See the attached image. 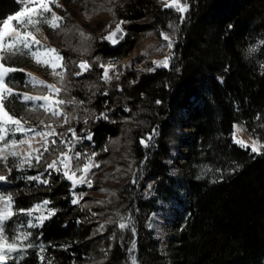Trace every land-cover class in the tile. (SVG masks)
I'll return each mask as SVG.
<instances>
[{
	"label": "trees",
	"instance_id": "trees-1",
	"mask_svg": "<svg viewBox=\"0 0 264 264\" xmlns=\"http://www.w3.org/2000/svg\"><path fill=\"white\" fill-rule=\"evenodd\" d=\"M0 2V18L19 9L16 0ZM188 2L181 22L183 14L162 0H124L118 14L131 28L128 38L117 47L108 40L96 43L102 62L110 56L122 60L145 33H167L176 42L175 57L167 68L126 70L111 83L99 76L102 68L96 65L74 80L71 93L82 103L73 106L78 117H73L72 126L84 137L85 158L97 155L100 165L94 185L83 187L85 195L77 204L72 203V183L46 170V163L57 156V144L35 165V172L49 174V182L32 183V195L37 201L49 200L55 214L33 228L34 247L26 250L27 264H49V258L51 264H128L129 243H121L118 228L128 213L139 220L142 264H166L171 257L174 264H264V147L256 154L234 143V126L244 123L264 144V46L251 55L246 47L250 39L264 41V0ZM88 79L97 86L89 85ZM187 121L194 131L185 130ZM154 129L156 145L149 151L140 141ZM69 134L61 133L59 142ZM182 147L188 174L176 179L166 159ZM202 152L215 172L205 178L197 175ZM126 154L132 169L148 155L139 184L132 183L131 171L111 168L126 163L120 161ZM117 174L123 178L115 184L112 177ZM148 181L157 193L151 200L139 194ZM103 186L115 193L100 202L94 192ZM182 189L190 195L186 224L167 256L160 253L148 221L159 199H181ZM98 218L106 220L107 232L95 237ZM35 245L44 248L43 261Z\"/></svg>",
	"mask_w": 264,
	"mask_h": 264
},
{
	"label": "rangeland",
	"instance_id": "rangeland-1",
	"mask_svg": "<svg viewBox=\"0 0 264 264\" xmlns=\"http://www.w3.org/2000/svg\"><path fill=\"white\" fill-rule=\"evenodd\" d=\"M49 4L51 8V12L46 15L51 16V13H55L57 17L62 18L60 21H54V23H58V28H51L47 24L40 25V32L33 33L35 38L40 41V44L49 49H54V52H50L46 55V57H41L42 59H47L51 67H42L37 65L33 59L28 56H15L7 61H3L6 67H14L17 69H23V71H16L9 74L8 80H12L13 82L9 84V87H13V91L15 93H24L32 96H44L49 95L46 88L40 85H36L33 87L26 83L29 79L27 74H31L32 77L36 78L38 81H44L46 85H53L56 88H60L59 95H50V103L56 100H75L77 103H66L60 106V110L67 114L68 123L64 122V117H51L50 113L46 112L43 108H39L36 111H28L27 109L34 107V105L29 102L24 104L20 101L12 103L9 105L7 102L5 104V109L9 112L10 115L19 118L24 117L21 120V124L24 127L29 129H36V132L48 131L49 129L45 127V125H51L52 128L55 129V132L61 135V133L67 131L70 133L69 129L73 128V122L75 119L73 117H78L76 108H73L75 105H79V100L74 96L72 92V88L74 87V80L77 77H81L83 75H87L91 72L93 67L99 66L101 64L113 65L114 67L109 70V76L111 80L108 81L111 83L112 81L118 80L121 74L126 70H142V71H150L152 68L156 67L157 62L163 61L165 58H169V66L175 57V45L176 42L167 33L170 39L172 40L173 47L169 49L166 47L167 42L163 40L162 36L158 37L153 32L145 33L142 37L135 41L134 47L132 49L131 54L120 60L117 57H109L106 62H102L100 59V55L96 56V43L101 40H106L105 37L109 36V33L116 28V25L123 21L121 25L126 30V36L123 41L128 38L129 33L131 32V28L127 26V21L125 19H121L118 14V8L123 5L124 0H56V3H52L51 0H45ZM163 4L166 5L170 3L171 0H162ZM180 3H186L188 9L190 7L188 0H180ZM2 3L0 2V5ZM57 4L59 6H57ZM10 5V4H9ZM14 5H11L8 9H13ZM6 12L7 14L0 19L6 18L10 14H14L17 12ZM4 14V13H3ZM185 13H183V17ZM15 21L13 24L15 25ZM81 32L85 35L81 36ZM109 41V40H108ZM260 38L250 39L246 43L247 49L250 47H256ZM110 42V41H109ZM111 43V42H110ZM260 47V46H259ZM257 47V50L259 49ZM57 53L59 57L63 59H57ZM100 57V58H99ZM82 61H87L90 68L87 71H83L82 74L76 75L77 72H81V69L78 65ZM104 61V60H103ZM63 66V68L61 67ZM55 69L56 72H64V83L61 85L58 82V77L51 75L52 69ZM101 68V67H100ZM103 70V71H102ZM99 72V76L103 75L104 69ZM96 79V78H95ZM102 79V78H101ZM90 80L89 85L97 86L95 80ZM97 80V79H96ZM7 83V80H6ZM43 104V101L38 102ZM185 115L187 118H191L189 112L185 111ZM43 120V124H40V121ZM60 128L63 129L61 132ZM184 128L187 131H194V128L190 121L184 123ZM239 129V130H238ZM65 130V131H64ZM75 130V129H74ZM83 132V131H82ZM72 133V132H71ZM81 132H76V137L79 139L76 140L73 138V135L65 137L62 142H59V135H54L48 138V148L50 149L52 145H58L59 150L67 148H71L70 155L74 158L72 160V167L69 172L75 171L77 166L83 168L85 164L89 163V158L91 157L92 163L100 165V162L97 158V155H92L90 157H86L87 153L85 152V147L83 144L84 137ZM91 136V135H90ZM29 137H35L32 140V147L35 149H39L43 152L42 159L44 160L45 151L42 146L41 137L37 136L35 132L29 131L26 135L17 133L15 139L17 141L24 140ZM156 135L153 137L151 146L147 147L149 151H153L156 145ZM234 137L243 141L250 148L254 144V141H258L260 144H263V141L249 133L247 131L244 123H236L234 126ZM12 137L9 135L6 137V141L10 140ZM55 140V144H52L51 141ZM3 143V142H0ZM74 144V146H73ZM153 148V149H152ZM263 147H260V151ZM18 151L21 152L20 159L23 158V155H26L29 151L28 145H19ZM149 151L147 152L149 154ZM184 148L182 147L180 150L175 151L169 158L166 159L168 166L170 168L171 174L175 176L176 179H180L184 175H187V171L185 165L187 164V159L183 156ZM76 154H79L78 159L75 158ZM127 155V156H126ZM121 156L120 161L123 159L126 163H114L111 168L118 169L119 172H132L133 175L131 177L132 183L139 184L142 181V178L145 177L144 167L146 165L147 156L144 157L139 168L134 167L132 169L131 165V156L126 154ZM126 157H128L126 159ZM56 157H52L56 159ZM41 159V161H43ZM47 159V157H46ZM208 154L206 152H202L197 159V170L199 177H209L210 175L215 174L213 167L210 165L208 160ZM19 160L15 157L8 156L7 159L0 158V176L6 177L3 184H0V195H3L5 199L8 195H11L13 204H12V217L6 222V232L5 235L9 237L8 242L11 243V236L13 229H19L21 232L27 231L31 233L30 240L34 245V239L32 237L33 228L29 227V223L38 224L39 221L36 219L41 213L47 215V209H52L50 206V201L47 206V209L35 210V206L42 204L46 199H42L37 201L32 195V183H39V181L29 180L28 177L39 176L41 180H49L47 172H35V165L37 162L33 159L31 167L25 165L24 168L18 167ZM117 166V167H116ZM98 167H93L90 172L87 173V179L90 181L91 186L94 185L95 178L94 174ZM50 170V169H49ZM55 171V170H50ZM57 172V171H55ZM106 171L99 173V175L104 174ZM62 175V172H58ZM83 175L81 172H76V176L79 177ZM98 175V177H99ZM123 177L118 174L112 177V181L117 184L121 182ZM66 179V178H65ZM72 183V181H70ZM112 182V183H114ZM113 184V185H115ZM73 185V184H72ZM89 187L87 183L85 184H76L72 187L73 199L76 197H81L79 203L82 201L85 191L83 187ZM137 189L139 186L137 185ZM96 193V194H95ZM115 193V189L103 186L100 187L99 191L94 192V195L99 196V201L109 200L113 197ZM142 198L151 200L157 197V193L155 190V185L153 182L148 181L145 188L141 189L139 193ZM32 196L31 200L29 197ZM181 199L177 198H168V199H159L158 200V208H156L150 215L148 221V230L153 231L154 238L159 241V249L160 253L170 256L171 249L174 247L176 240L178 238L179 232L186 224L185 212L187 211V205L190 202V195L186 190L180 191ZM3 205H0L2 207ZM32 210L33 214L29 216L27 213ZM52 217V215L50 216ZM131 218V223L129 228L123 229L120 233V241L123 245H127V251L130 258L135 256L137 264H142L139 258V244H138V224L139 220L136 214L128 213L125 218ZM49 219V218H48ZM46 219V220H48ZM45 220V221H46ZM43 222V224L45 223ZM106 220H101L98 218L94 222V233L93 235L103 234L107 232L105 224ZM125 222H127L125 220ZM42 224V225H43ZM41 225V226H42ZM40 227V226H39ZM134 227V231L131 229ZM130 231V232H129ZM105 235V234H104ZM132 235L131 239L128 238ZM113 241V240H111ZM41 245L44 243V239H41ZM134 247V251L132 250ZM27 252L24 253V258L19 262V264H27ZM264 260V259H263ZM7 264H14L13 260L9 259ZM166 264H174V260L168 258V262Z\"/></svg>",
	"mask_w": 264,
	"mask_h": 264
},
{
	"label": "snow or ice",
	"instance_id": "snow-or-ice-1",
	"mask_svg": "<svg viewBox=\"0 0 264 264\" xmlns=\"http://www.w3.org/2000/svg\"><path fill=\"white\" fill-rule=\"evenodd\" d=\"M52 3H56V0H51ZM16 3L19 5V10L14 14L8 15L4 19H0V158L7 159L8 156L15 157L19 160L18 167L24 168L25 165L31 167L32 160L34 159L37 163L41 162L43 157V152L39 149H35L32 147V140L35 137H29L24 140L17 141L15 136L17 133L27 134L29 131L35 132L37 136L41 137L42 146L44 151H49L48 148V138L54 135H59L55 132V129L52 128L51 125H45L48 128V131L36 132V129H29L24 127L21 124V120L24 117L16 118L9 114V112L5 109L6 102L11 105L17 101H20L24 104L31 102L34 107L27 109L28 111H36L39 108H43L46 112L50 113L51 117H64V122L68 123L67 114L60 110V106L66 103H77L75 100H56L50 103V95H59L60 88H56L53 85H46L44 81H38L36 78L32 77L31 74H27L29 79L26 81L27 84L35 87L36 85L43 86L47 89L49 95L44 96H32L24 93H15L13 91V87H9L13 81L8 80L10 73L16 71H23V69H17L14 67H6L3 61H7L17 55L19 56H28L33 61L42 67H51L48 60L42 59L41 57H46V55L50 52H54V49H49L40 44V41L35 38L33 33L40 32V25L47 24L49 27L55 29L59 27L58 23H54V21H60L62 18L57 17L55 13H51V16L46 15L51 12V8L49 4L45 2V0H16ZM57 6H59L57 4ZM167 8L174 9L177 13H186L188 11V6L186 3H180V0H171L170 3L165 5ZM181 22H183L184 17H180ZM16 22L15 25L13 22ZM124 23L123 21L119 22L116 25L115 30L109 35L106 36L105 39L109 40L111 43L115 44L119 42V38L123 35V30L120 25ZM170 27H172L170 25ZM81 36L85 34L83 32L80 33ZM162 38L167 42L166 47L171 49L173 47L172 40L167 34H162ZM264 46V41H260L256 47H250L248 49V55L255 53L257 51V47ZM57 59H63L59 57L57 53ZM169 66V58H165L161 62L156 63V67H164L167 68ZM63 68V66H61ZM78 67L81 69V72H77L76 75L82 74L83 71H87L90 68L87 61H82ZM101 68L104 69L102 78L105 82L111 80L109 76V70H111L113 65H100ZM264 67V66H262ZM155 68L150 69V71H154ZM51 75L58 77V82L63 85L64 83V72H56L55 69H52ZM7 80V83H6ZM43 101V104L38 102ZM82 103V102H79ZM159 103V101H157ZM106 118V117H105ZM43 120L40 121V124H43ZM239 130V129H238ZM72 132L73 138L78 140L76 137L75 130L69 129ZM158 133L154 129L152 133L148 134L146 138H142L140 143L145 147L151 146L153 137ZM11 136L10 140L6 141L7 136ZM91 139L89 135L87 137ZM52 144H55V140L51 141ZM234 143L240 146L241 148H247L243 141L236 139L234 137ZM27 144L29 151L26 155L21 157V152L18 151L19 145ZM74 146V144H73ZM260 147H264V144H260L258 141H254V144L251 146V152L259 154ZM71 148H67V150L60 149L57 152V158L51 160V162L46 163V170H55L57 172H62V176L69 181H72L73 186L76 184H85L87 183L89 187H91L90 181L87 179V173L91 171L93 167H98V165L92 163L91 157L89 158V163L85 164L83 168L77 166L75 171H71L73 156L70 155ZM79 154H76L78 159ZM76 172H81L83 175L77 177ZM6 177L0 176V181H4ZM29 180L39 181L40 183L47 184L48 180H41L39 176L28 177ZM81 197H76L72 200L73 204L79 203ZM12 204L13 200L11 195H8L7 198L3 195H0V264H7L9 259L13 260L14 264H19V262L24 258V253L28 248L34 247L30 240L31 233L27 231L21 232L19 229L12 230L11 243L8 242L9 237L5 235L6 232V222L12 217ZM49 201L45 200L42 204L36 205L35 210L47 209ZM29 216L33 214V211L30 210L27 213ZM55 214L54 209H47V215L41 213L36 219L39 221L38 224L29 223V227L35 228L39 227L43 224V222L50 218L51 215ZM125 220L127 222H125ZM116 223V221H113ZM131 223V218H120V222L118 223V228L123 230L129 228ZM134 231V227L131 229ZM40 255L38 259L43 261L44 256V248L39 245H35ZM134 245L132 250L134 251ZM49 264H51V258H49ZM130 264H137L135 256L130 258Z\"/></svg>",
	"mask_w": 264,
	"mask_h": 264
},
{
	"label": "water",
	"instance_id": "water-1",
	"mask_svg": "<svg viewBox=\"0 0 264 264\" xmlns=\"http://www.w3.org/2000/svg\"><path fill=\"white\" fill-rule=\"evenodd\" d=\"M120 27H121L122 30H123V35L119 38V42H118V43H115V44L112 43L115 47L119 46V45L122 43V41L124 40L125 36H126V30H125V28H124L122 25H120ZM114 30H115V29H114ZM114 30H112V31L109 33V35H110Z\"/></svg>",
	"mask_w": 264,
	"mask_h": 264
},
{
	"label": "bare ground",
	"instance_id": "bare-ground-1",
	"mask_svg": "<svg viewBox=\"0 0 264 264\" xmlns=\"http://www.w3.org/2000/svg\"><path fill=\"white\" fill-rule=\"evenodd\" d=\"M4 181H0V184H3Z\"/></svg>",
	"mask_w": 264,
	"mask_h": 264
}]
</instances>
